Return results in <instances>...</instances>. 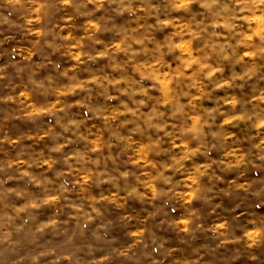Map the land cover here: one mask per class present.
Listing matches in <instances>:
<instances>
[{
    "label": "clouds",
    "instance_id": "obj_1",
    "mask_svg": "<svg viewBox=\"0 0 264 264\" xmlns=\"http://www.w3.org/2000/svg\"><path fill=\"white\" fill-rule=\"evenodd\" d=\"M0 264H264V0H0Z\"/></svg>",
    "mask_w": 264,
    "mask_h": 264
}]
</instances>
